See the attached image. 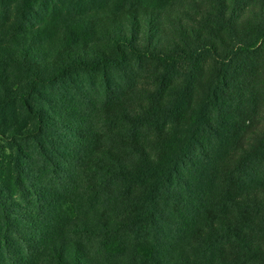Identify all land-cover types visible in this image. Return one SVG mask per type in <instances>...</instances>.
Segmentation results:
<instances>
[{
    "label": "trees",
    "instance_id": "16d2710c",
    "mask_svg": "<svg viewBox=\"0 0 264 264\" xmlns=\"http://www.w3.org/2000/svg\"><path fill=\"white\" fill-rule=\"evenodd\" d=\"M0 264H264V0H0Z\"/></svg>",
    "mask_w": 264,
    "mask_h": 264
},
{
    "label": "rangeland",
    "instance_id": "374dc122",
    "mask_svg": "<svg viewBox=\"0 0 264 264\" xmlns=\"http://www.w3.org/2000/svg\"><path fill=\"white\" fill-rule=\"evenodd\" d=\"M1 145V144H0Z\"/></svg>",
    "mask_w": 264,
    "mask_h": 264
}]
</instances>
